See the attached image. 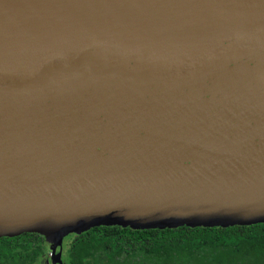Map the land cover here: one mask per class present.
Returning a JSON list of instances; mask_svg holds the SVG:
<instances>
[{
  "label": "water",
  "instance_id": "1",
  "mask_svg": "<svg viewBox=\"0 0 264 264\" xmlns=\"http://www.w3.org/2000/svg\"><path fill=\"white\" fill-rule=\"evenodd\" d=\"M255 223L264 0H0V237Z\"/></svg>",
  "mask_w": 264,
  "mask_h": 264
},
{
  "label": "trees",
  "instance_id": "2",
  "mask_svg": "<svg viewBox=\"0 0 264 264\" xmlns=\"http://www.w3.org/2000/svg\"><path fill=\"white\" fill-rule=\"evenodd\" d=\"M38 233L0 237V264H41ZM63 264H264V223L131 229L94 226L63 238Z\"/></svg>",
  "mask_w": 264,
  "mask_h": 264
},
{
  "label": "rangeland",
  "instance_id": "3",
  "mask_svg": "<svg viewBox=\"0 0 264 264\" xmlns=\"http://www.w3.org/2000/svg\"><path fill=\"white\" fill-rule=\"evenodd\" d=\"M69 235H73V234H67L66 236H69ZM66 236H64L63 238H65ZM62 242H63V239H62ZM62 242H61V247H60V260H61V256L63 255V251H64V246H62ZM47 246H48V249H47L48 252L46 254V257L43 260V263H41V264H49L48 254L50 252V244L48 243ZM56 251H57V249H56Z\"/></svg>",
  "mask_w": 264,
  "mask_h": 264
},
{
  "label": "flooded vegetation",
  "instance_id": "4",
  "mask_svg": "<svg viewBox=\"0 0 264 264\" xmlns=\"http://www.w3.org/2000/svg\"><path fill=\"white\" fill-rule=\"evenodd\" d=\"M62 264H63V262H62Z\"/></svg>",
  "mask_w": 264,
  "mask_h": 264
}]
</instances>
